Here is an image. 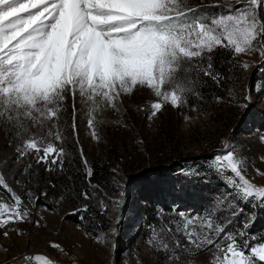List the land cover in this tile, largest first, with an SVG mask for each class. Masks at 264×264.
I'll list each match as a JSON object with an SVG mask.
<instances>
[{
  "label": "snow or ice",
  "instance_id": "1",
  "mask_svg": "<svg viewBox=\"0 0 264 264\" xmlns=\"http://www.w3.org/2000/svg\"><path fill=\"white\" fill-rule=\"evenodd\" d=\"M208 9L226 11L210 13ZM262 11L264 0H229L207 6H192L190 0H0V127L10 139L19 141L18 157L33 155L46 171H53V166L63 171L67 153L59 122L69 97L73 100V133L79 95L84 106L80 111L87 116L97 141L96 126L104 122L98 117L108 110L123 114V98L139 88L150 90L157 98L149 105V121L168 104L180 108L190 95L201 99L196 88L202 77L217 86L225 79L213 64L218 50L228 51L235 61L233 66L242 70L250 67L248 61L239 59L242 55H258L264 65ZM214 99L224 102L219 96ZM243 99L247 107L251 96ZM114 123L128 126L122 119ZM25 134L27 138H23ZM260 141L264 143V135ZM222 147L224 152L213 158L210 168L226 189L213 199L206 214L190 217L180 212L178 219L159 229L152 226L147 242L155 251L165 252L168 264H194L182 261L181 256L213 249L210 264H264V236L249 231L254 217L247 216L239 228L229 227L244 212L241 204L264 208V185L246 175L250 161L237 151L238 146L224 141ZM79 151L87 167L83 148ZM28 168L31 165L25 171ZM255 172L264 177L260 169ZM188 174L198 175L195 170ZM91 176L92 168L87 167V177ZM0 188L11 199V203L0 201V228L24 222L31 214L25 201L38 197L30 192L25 197L18 195L2 174ZM80 196L92 198L87 191ZM89 209L90 205L83 204L72 214L80 213L83 223ZM220 211L227 215L220 218ZM34 223L39 226L40 222ZM0 235L7 239L9 231ZM97 242L106 241L98 236ZM51 247L63 250L58 243H51ZM12 259L15 264L17 257ZM22 259L23 264L33 260L57 264L42 254H25Z\"/></svg>",
  "mask_w": 264,
  "mask_h": 264
},
{
  "label": "rangeland",
  "instance_id": "2",
  "mask_svg": "<svg viewBox=\"0 0 264 264\" xmlns=\"http://www.w3.org/2000/svg\"><path fill=\"white\" fill-rule=\"evenodd\" d=\"M228 2L229 0H190L192 6ZM231 2L234 3V0ZM217 11L226 9H211V12ZM239 59L248 61L250 67L242 70L233 66L235 61H231L226 82L228 89H223L218 95L224 98V102L216 103L218 106L214 105L212 97L207 105L204 104L206 108L191 107L195 101H202L189 96L186 105L174 108L168 104L161 114L149 121V105L157 98L150 90L139 88L131 96L123 98V107L126 109L123 114L108 110L102 117H98L104 121L96 126L99 141L91 135L86 122L87 116L80 111L84 106L77 95L75 133L78 134L77 142L79 148H83V154L94 159L100 158L104 156L107 147L113 148V154H120V159L111 167V174L106 178V185L92 188L94 204L101 206L108 222H111L107 224L108 229L97 236L89 233L86 235L87 232L80 224L67 219V215L73 213L76 206L66 197L49 202L44 197L40 200L43 192H39L35 174L30 175L29 168L25 171L29 164L22 165L21 160L14 157L16 151L9 148L10 142L5 141V131L0 127V174L18 195L25 197L30 192L38 197L25 201L31 214L24 222L0 228V233L9 231L7 239L0 235V245L3 246L0 247V259L10 258L20 251L30 249L57 254L72 264H115V248L123 246L125 250L119 264H168L165 252L155 251L147 242L152 233V224L149 227L150 235H145L147 228L142 214V204L145 203L141 200L138 187L149 178L165 177L190 179L186 184L197 186L196 183L200 182L194 179L199 178L206 165L205 161L194 160L203 157L204 160L212 162L216 155L224 152V141L238 146L237 151L250 161L246 175L257 185H264V177L256 175L255 172L257 168L264 172V160L260 159L264 156V143L260 141V136L264 135V65L260 64L261 58L258 55H242ZM230 92L233 95L230 96ZM248 95L251 96V103L245 107L243 97ZM67 103L68 100L64 106ZM141 107L143 111L140 110ZM185 116L193 119L185 121ZM117 119H122L128 126L114 123ZM239 124L238 129H232ZM139 141L143 143L140 144ZM193 170L198 175L188 174ZM28 180L30 184H34L32 189H25ZM186 188L189 193L195 190L196 196L200 195L195 187L186 185ZM168 190L170 195L177 191L171 186ZM220 193L221 191H216L213 199ZM92 198L87 201L93 202ZM0 201L11 203L10 195L2 188ZM175 202L170 203V211L159 207L161 215H157L158 222L164 224L163 222L176 220L180 212L190 217L203 216L212 204L203 202L201 209H192ZM103 205H107V208H103ZM217 215L223 218L227 213L220 211ZM36 220H39V226L34 223ZM238 220L244 221L245 214L242 213ZM156 228L160 227L156 225ZM249 231L254 232L250 229ZM98 236H103L106 242L98 243ZM166 239L171 241V237ZM53 242L60 244L63 250L51 247ZM4 248L8 251L5 252ZM214 251L182 255L181 260H190L194 264H210Z\"/></svg>",
  "mask_w": 264,
  "mask_h": 264
},
{
  "label": "trees",
  "instance_id": "3",
  "mask_svg": "<svg viewBox=\"0 0 264 264\" xmlns=\"http://www.w3.org/2000/svg\"><path fill=\"white\" fill-rule=\"evenodd\" d=\"M208 11L212 13L211 9H208ZM232 60L233 57L228 51L218 50L216 53H214V67L216 71L223 74L225 79L222 82V86H217L213 80L207 77H202L201 81L199 82V86L196 88V91L200 93L201 99L190 95L194 98V100H201L202 102L195 101L191 107L206 108V103H208L212 97L214 100V105H219L216 104L217 102L214 98L220 95L223 89H228V83L226 84V82L228 80L230 71L229 64ZM72 104L73 100L71 97H69L68 103L64 106L65 111L63 114H61V120L59 122V130L65 136L63 146L67 153L63 171L58 170L55 166H53V171H46V166L44 164H36L33 155H29L27 157H18L17 152H15L14 157L19 158L22 165H31V168H29V173L30 175L35 174L39 192L46 193V195L41 196V201L43 197L46 202L51 200L57 201L59 198H61V196H63L69 199L72 205L76 206L75 208L83 204L90 205L89 212L85 214L86 218L83 223L80 220V213H76L75 215L69 213L67 215V219L80 224L90 235L97 236L102 232H105L109 227L107 224H110L111 222H108L109 219L104 214L101 206L94 204L95 198L92 196V188L95 186L106 185V178L111 174V167L115 165V163L120 159V154H113V148L109 147H107L105 150L104 156L100 158L94 159L83 154L88 161L87 167L92 168V176L90 178L87 177V167L81 160V154L79 151L80 148L71 127L73 111ZM262 125V127H264V123ZM1 130L5 131V134H3L4 137H6L5 141L10 142L9 148L13 151H16L17 143L19 141L10 139L8 132L4 128L1 127ZM23 138H27V134H25ZM217 143L218 140L216 144ZM197 160L205 161L204 165H206L199 176L200 179H194L199 180L200 182V184L196 183L197 186L192 183L186 184L187 181H191L190 179L165 177L163 179L149 178L138 187L141 200L145 203L142 204V214L145 221L144 224L147 228L145 235H150L149 227L151 224V226L157 225V227L162 225L160 222H158L159 216L157 215H161L159 212V207L166 211H170V203L178 201L179 204L182 203V205L184 204L187 207H191L192 209L199 207L201 209V203L205 202L206 204H211L214 193H216V191H222L226 189L222 179L214 172V170L210 168L211 161L204 160V158L201 157L195 159L194 162H197ZM186 185L189 187H195L200 195L196 196L197 192H194L195 190L193 193H189ZM169 186L176 188L177 191L170 195L168 190ZM33 187L34 184H30L29 180L25 183V189H32ZM82 191L89 192L90 196L93 197V202L89 203L87 200H84L83 197L80 196ZM240 206L244 209L243 214H245V218L251 215L255 219V222L250 230H253V233L257 236H264V208L257 207L253 209L249 204H241ZM242 222V220H238L237 224L230 225L229 227L239 228ZM163 223L168 224V222Z\"/></svg>",
  "mask_w": 264,
  "mask_h": 264
},
{
  "label": "built area",
  "instance_id": "4",
  "mask_svg": "<svg viewBox=\"0 0 264 264\" xmlns=\"http://www.w3.org/2000/svg\"><path fill=\"white\" fill-rule=\"evenodd\" d=\"M25 254H30V255H33V256H35L36 254H42V255H46L50 259L56 261L57 264H72L69 261L60 258L57 254H51V253L46 252V251H35V250H30V249L29 250L25 249L23 251H20L16 255H14L15 257H17V260H16L15 264H23V259L22 258H23V255H25ZM0 264H14V262H13L12 257H10V258H5L3 260L0 259ZM32 264H39V262L33 260Z\"/></svg>",
  "mask_w": 264,
  "mask_h": 264
},
{
  "label": "water",
  "instance_id": "5",
  "mask_svg": "<svg viewBox=\"0 0 264 264\" xmlns=\"http://www.w3.org/2000/svg\"><path fill=\"white\" fill-rule=\"evenodd\" d=\"M240 127V124L236 127H233V130H236ZM146 172V171H145ZM143 174V173H142ZM122 245V244H121ZM125 250V248H123V246H118L115 248L114 251V262L115 264H119L120 260H121V255L123 254V251Z\"/></svg>",
  "mask_w": 264,
  "mask_h": 264
},
{
  "label": "bare ground",
  "instance_id": "6",
  "mask_svg": "<svg viewBox=\"0 0 264 264\" xmlns=\"http://www.w3.org/2000/svg\"><path fill=\"white\" fill-rule=\"evenodd\" d=\"M35 251H37V250H35ZM3 260V259H2Z\"/></svg>",
  "mask_w": 264,
  "mask_h": 264
}]
</instances>
